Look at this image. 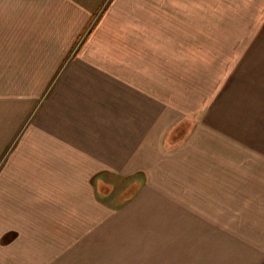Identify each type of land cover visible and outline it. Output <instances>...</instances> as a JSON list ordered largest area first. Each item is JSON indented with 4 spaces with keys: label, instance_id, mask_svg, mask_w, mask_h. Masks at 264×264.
<instances>
[{
    "label": "crops",
    "instance_id": "0c3cea01",
    "mask_svg": "<svg viewBox=\"0 0 264 264\" xmlns=\"http://www.w3.org/2000/svg\"><path fill=\"white\" fill-rule=\"evenodd\" d=\"M3 1L0 60L25 90L0 97V264H77L100 225L116 241L96 248L108 264H264V185L242 184L264 159L209 118L227 99L264 108V19L245 55L236 27L227 55L222 0ZM100 177L163 180L118 187L133 196L106 211Z\"/></svg>",
    "mask_w": 264,
    "mask_h": 264
},
{
    "label": "rangeland",
    "instance_id": "374dc122",
    "mask_svg": "<svg viewBox=\"0 0 264 264\" xmlns=\"http://www.w3.org/2000/svg\"><path fill=\"white\" fill-rule=\"evenodd\" d=\"M6 3L9 6L8 3H10V2H5L3 0H0V9ZM136 4L137 3H135V5ZM195 4H197V6H200V9L203 8V6L201 7V4H202L201 2L196 1ZM140 5H141V8H143V6L146 5V6L151 7V8L153 7L156 10L160 9V10L169 11L171 3H162V2H157L155 0H146V2H141ZM155 6H158V7H155ZM208 6L209 5H207L206 7L208 8ZM211 6H212L211 10H216L215 15L224 16V12L226 13L225 17H221V18H217V19H218V21L221 22V24L224 23V18H226V21H227V23H226V36H227V40H228V45H227V49H226L227 55L228 54L234 55V53H239L238 50L235 51L234 49L231 48L232 44L230 42L231 39H234V37L237 38V36H239L238 31L236 33V27H243V31L241 32V34H242V55H245L248 47L250 46V44H252V40L254 39L256 34H258L257 26H258L259 21L264 19L261 17V15H264V2L263 1L257 2L254 0H226V1L222 0L221 3L212 2ZM143 9H146V8H143ZM188 9H190V10L193 9L192 4H191L190 8L188 7ZM262 10H263V13H260ZM100 12H101V10L98 11L99 15H100ZM196 12H197V10H196ZM198 12H199V10H198ZM194 15H196V14L194 13ZM194 15H190V16L193 17ZM240 15H243L242 18L239 17ZM98 19L99 18L95 17V19H92V22L94 20L96 21ZM168 19H169V17H168ZM3 20H6V19H4L3 17L0 18V23L3 22ZM142 20H143V18H142ZM90 28H91V26H90ZM89 31L90 30L88 29V32L84 33L82 35L81 39L79 40V42H77V46L74 47L75 51L73 49V52L71 54L72 56H70V58L74 57L73 55L76 54V52L80 48L81 44L85 41V38L90 34ZM213 31H214V28L212 29V32ZM222 32H224V31L222 30L221 34H219L218 37H222ZM215 37L217 38V36H215ZM228 46H229V48H228ZM222 51H224V48L222 45H221L220 49H212V61H220L218 59L217 55L219 53L222 54ZM215 55L217 57H215L213 59V56H215ZM70 58H68V59H70ZM20 63H21V61H17L16 67H18V65ZM62 63H63V61H62ZM68 63H70V61H65V63L63 65L60 64L61 67L59 66L58 70H59V68H63L65 64H66L65 65V67H66L68 65ZM7 64H9L8 61H1L0 60V97H1V94L6 93L9 90L10 91L12 90V92L14 90V93L25 90L24 83H23L24 81L21 78H19L18 76H16L17 74H9L7 72ZM54 82L55 81L51 82L50 84L53 86ZM250 84H254V83H247V84L244 83L243 86L244 85H250ZM263 84H264V82L262 83V85ZM21 93H23V92H21ZM248 94L251 95V94H254V92L250 91V93H248ZM234 100L235 99H227V104L225 106H223V105L220 106V108H221L220 114L214 113L213 115L209 116L210 121H211L210 125L213 126L212 128H214V126H218V128H220L219 127V121H222V123L224 125L229 126L231 128V130L229 131V136L230 137L233 136L236 139V142H237V140H240L243 142L242 143L243 145H242L241 157L243 156L244 153H251L252 155H248L247 156L248 158H254V159L258 160L259 158L263 157V159H264V139H260V140L258 139L257 140V139H254L253 137H251L249 135V132H251L253 134H260V133L264 132V113L261 114L263 117L262 121L257 122V121L252 119L253 114H258L256 111H260L261 110L260 108H262V106L256 105V101L258 100V98L255 99V98L249 97V98L237 99L235 106H234ZM39 102L40 103L38 104V102L36 100V102L34 103V104H36L35 105V107H36L35 108V114L37 113V111H39L41 109V105L43 103L42 97L40 98ZM262 110H264V108H262ZM25 125H26V123H25ZM196 125L197 124H195V128L197 127ZM189 131H190V128H189V130L186 129L185 133L182 134L181 138H183ZM220 132H222V131H220ZM222 136L224 137V134H222ZM232 140L235 141L234 139H232ZM255 143H257L258 146ZM254 150H257L258 152L254 151ZM242 158H244V157H242ZM258 163H259V161H258ZM0 164H2V163H0ZM243 174L246 175V173H243ZM248 175H254L255 177L246 178L245 181L242 182L243 185H264V167L263 166H261V169H259L258 172H257V169H255L252 173H248L246 176H248ZM257 177H259V178L257 179ZM109 180H111V181H109ZM161 180H163V179L162 178L159 179V182ZM157 181H158V179H155L153 177H145V178H140V179H138V178L108 179L105 177L104 178L100 177V179H97V181H95V182H97L100 187L106 188L110 185L114 189L113 192L110 194V196H111V197H109L110 200H108V202H106L107 204L103 203L105 205L104 207L106 208V211H107L108 209H110L109 208V207H111L110 205H112V204L117 205V203L120 202V200H122L123 196H133L131 192L128 193L131 190V188H130V190H128V189L125 190L128 192H125L124 194L123 193L122 194L116 193L117 191H119L118 187H123L124 185L135 186V185H139V184L155 185V184H159V182L157 183ZM227 181H228L227 184H234V182L236 181V178L234 179V178L229 177L227 179ZM124 207H122V208H124ZM122 208H120L118 211H120ZM102 221H104V220H102ZM105 227L106 226L100 225L97 233L93 236V242H90V241L89 242H83V243H81L82 244L81 246H78V252H81V253H80L79 258L77 260V264H108L104 261L103 258H101V256H98L97 259H96V257H94L96 255L95 251H97L96 250L97 247H98V251L107 252V251H109V246L111 245V243L114 244V242H116L115 240H111L109 245H108L107 237H109V236L107 235ZM147 228H149V226H147ZM89 236L90 235H88L87 238H89ZM109 238H112V237H109ZM151 245L153 246L155 244L152 242ZM115 250H116V246H114V247L112 246L110 248V251H112V253H115ZM137 253H138L137 247L134 249H131V251L128 252V255H131L130 256L131 262L136 261ZM90 254H93V255L91 256ZM240 256H241V254H240ZM240 256H239V254L236 256L238 262H240L239 261ZM245 259L250 260V257H245ZM240 260L244 261L242 258H240ZM68 261H69V259H68ZM112 261L113 262L116 261V258L112 259ZM111 264H115V263H111Z\"/></svg>",
    "mask_w": 264,
    "mask_h": 264
}]
</instances>
